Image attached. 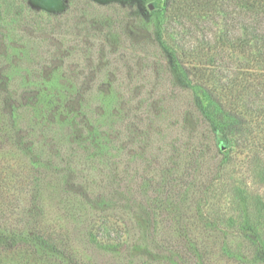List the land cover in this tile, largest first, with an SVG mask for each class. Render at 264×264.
Returning a JSON list of instances; mask_svg holds the SVG:
<instances>
[{
  "label": "rangeland",
  "instance_id": "1",
  "mask_svg": "<svg viewBox=\"0 0 264 264\" xmlns=\"http://www.w3.org/2000/svg\"><path fill=\"white\" fill-rule=\"evenodd\" d=\"M155 3L0 0V173L3 209L17 212L0 220V264L27 252L30 264H185L163 246L216 231L244 264H264L246 238L264 243V155L225 180L233 189L210 185L221 107L166 53ZM241 183L256 203L236 200Z\"/></svg>",
  "mask_w": 264,
  "mask_h": 264
},
{
  "label": "trees",
  "instance_id": "2",
  "mask_svg": "<svg viewBox=\"0 0 264 264\" xmlns=\"http://www.w3.org/2000/svg\"><path fill=\"white\" fill-rule=\"evenodd\" d=\"M155 1L154 7L157 9L160 25L159 36L166 53L172 56V62L183 68L190 90L194 89L209 97L221 107V113L216 114L221 123L214 124L211 135L222 159L211 172L210 185L213 187L219 184L220 191H226L228 187L233 189V183L230 182L229 185L225 180L240 176V180L244 181V172H237L238 166L241 169L248 167L251 163L248 157L264 155V0ZM198 102L200 105L204 103L199 99ZM195 109L194 105L191 113L193 117ZM240 156L244 157L239 161ZM229 163H234L235 167L227 172L225 168ZM188 165L184 174H188L194 167L192 163ZM8 170L10 169L7 172ZM6 176V172L3 176L0 173V220L5 221L17 214L14 205L6 204L3 209L2 194L8 185L4 182ZM21 176L14 177L20 181L16 185L23 183L26 186L27 182ZM231 191L240 204L250 206L252 201L257 202L255 197L258 194L247 188L245 183L240 184V189ZM211 192L212 199L222 196L217 193V188ZM195 204H198L197 201ZM239 227H243L244 232L250 229L259 240L262 237L258 234L260 229H248L243 224ZM117 229L105 231L107 235L103 236L115 234L117 238L122 237V231ZM216 233L218 234L213 240H195L189 248H185V244L181 242H171V245L168 243L163 247L179 254L185 264H210L208 260L213 255H219L220 260L230 264H244L235 255L239 252L233 247L228 248L224 233ZM246 238L247 244L259 249L258 253L264 252L263 240L254 241L251 237L248 239V235ZM208 247L211 249L208 250ZM1 248L3 247L0 245ZM69 257L72 261L71 256ZM5 258L7 257H2L1 264ZM33 260L42 264H55L50 257L44 255L36 254ZM13 261L18 264L31 263L28 252L12 258L10 262Z\"/></svg>",
  "mask_w": 264,
  "mask_h": 264
},
{
  "label": "water",
  "instance_id": "3",
  "mask_svg": "<svg viewBox=\"0 0 264 264\" xmlns=\"http://www.w3.org/2000/svg\"><path fill=\"white\" fill-rule=\"evenodd\" d=\"M150 8L153 9V6L151 5Z\"/></svg>",
  "mask_w": 264,
  "mask_h": 264
}]
</instances>
